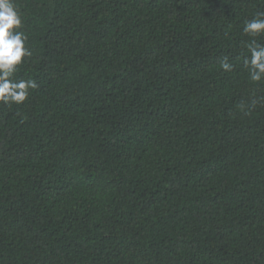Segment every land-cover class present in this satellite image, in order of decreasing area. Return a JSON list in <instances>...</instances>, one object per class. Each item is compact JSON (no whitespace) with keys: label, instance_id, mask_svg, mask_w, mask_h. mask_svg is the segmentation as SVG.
Instances as JSON below:
<instances>
[{"label":"trees","instance_id":"trees-1","mask_svg":"<svg viewBox=\"0 0 264 264\" xmlns=\"http://www.w3.org/2000/svg\"><path fill=\"white\" fill-rule=\"evenodd\" d=\"M14 3L39 87L0 104V264H264V0Z\"/></svg>","mask_w":264,"mask_h":264},{"label":"clouds","instance_id":"clouds-1","mask_svg":"<svg viewBox=\"0 0 264 264\" xmlns=\"http://www.w3.org/2000/svg\"><path fill=\"white\" fill-rule=\"evenodd\" d=\"M22 27L23 16L14 0H0V104L3 105H22L29 99L31 91L39 87L33 79L15 78L18 68L26 62L25 58L32 56L31 49L26 47L27 36L20 31ZM243 32L251 38L250 56L244 58L243 66L248 71V79L259 84L264 82V44H257L256 38L264 36V12L246 20ZM220 66L226 72L234 68L228 57ZM256 103V100L252 101L253 106Z\"/></svg>","mask_w":264,"mask_h":264}]
</instances>
